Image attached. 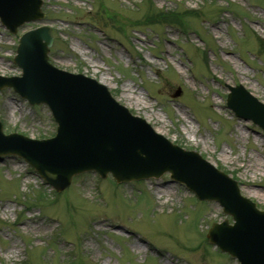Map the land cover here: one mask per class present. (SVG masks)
<instances>
[{"label": "rangeland", "instance_id": "1", "mask_svg": "<svg viewBox=\"0 0 264 264\" xmlns=\"http://www.w3.org/2000/svg\"><path fill=\"white\" fill-rule=\"evenodd\" d=\"M41 1L40 21L14 35L0 24V75H20L21 34L50 27L48 62L105 85L164 139L226 170L264 210V131L225 105L228 85L264 104V0ZM147 5L187 12L190 30L146 23ZM27 104L0 90L3 132L51 137L49 109ZM169 179L117 184L86 172L55 193L21 157L1 156L0 264H238L206 239L213 223L232 219Z\"/></svg>", "mask_w": 264, "mask_h": 264}, {"label": "water", "instance_id": "2", "mask_svg": "<svg viewBox=\"0 0 264 264\" xmlns=\"http://www.w3.org/2000/svg\"><path fill=\"white\" fill-rule=\"evenodd\" d=\"M40 5L38 0H0V21L14 33L24 21L42 16ZM49 30L37 28L20 39L14 61L22 68V76L0 77V89L12 87L32 105L47 104L58 124L57 134L36 141L16 134L4 136L0 127V155L24 158L58 192L72 176L88 170L102 177L109 172L118 182L156 178L168 171L198 199L215 200L233 216L232 226L227 221L213 225L207 235L212 243L241 264H264V212L240 197L236 182L196 152L170 145L143 119L131 117L104 86L51 67L46 56L52 43ZM227 105L264 129V106L242 87L231 89ZM142 138L152 140L168 155L154 156L146 145L139 149ZM141 152L147 154L143 157Z\"/></svg>", "mask_w": 264, "mask_h": 264}, {"label": "trees", "instance_id": "3", "mask_svg": "<svg viewBox=\"0 0 264 264\" xmlns=\"http://www.w3.org/2000/svg\"><path fill=\"white\" fill-rule=\"evenodd\" d=\"M185 14H178L176 11L172 12H162V11H154L153 8L149 9L146 14L143 16L144 20L148 24H153V22H158L159 24H171V25H177L178 27H181V29H185L182 25V20H185ZM153 21V22H152Z\"/></svg>", "mask_w": 264, "mask_h": 264}, {"label": "bare ground", "instance_id": "4", "mask_svg": "<svg viewBox=\"0 0 264 264\" xmlns=\"http://www.w3.org/2000/svg\"><path fill=\"white\" fill-rule=\"evenodd\" d=\"M159 191H160V192H158V193H160L161 195H162V194L165 195V193H166V191H163V190H159ZM167 195H168V194H167ZM134 247H136V248H138V249L140 248L139 244H135Z\"/></svg>", "mask_w": 264, "mask_h": 264}]
</instances>
